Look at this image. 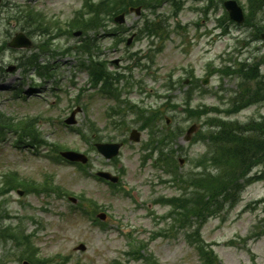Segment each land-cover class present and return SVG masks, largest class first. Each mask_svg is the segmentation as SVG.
<instances>
[{
    "label": "rangeland",
    "instance_id": "374dc122",
    "mask_svg": "<svg viewBox=\"0 0 264 264\" xmlns=\"http://www.w3.org/2000/svg\"><path fill=\"white\" fill-rule=\"evenodd\" d=\"M142 1L138 0V6L143 5ZM211 1L183 0L181 7L170 2L157 7L153 6L155 10L143 5L141 17L136 16V13L130 14L126 17V22H119L121 24L119 27L129 29L134 26L140 27L147 19L150 23L161 17V25H167L166 39L142 36L133 46L132 50L143 57L155 56L153 62L150 59L144 60V63L149 65L148 71L137 69L134 72L133 80L142 81V85H135L134 89L130 90V94L125 88L128 87L126 81L117 86L123 93V101H130L133 105L148 109V115L158 108L167 112L166 117L170 119V123L163 125L166 123L165 117V121L156 128L160 136L171 133V141L176 140L171 147L177 151V160L180 158L188 160L186 165L181 166L180 172L183 174L192 170V160L201 154L202 150L197 144L192 146V140L185 141L188 129L198 122L188 117L182 110L185 108L184 88L178 90V87L174 86L176 81L180 78L185 79L191 70L200 80L209 76V81L204 87L210 93L194 97L191 106L196 108L204 107V105H218L222 107L218 116L224 118L228 115L225 109L231 96L241 85H245L246 102L249 98L248 90L252 88V92L254 91V82L243 79L237 70L223 80V74L218 67L233 63L237 56L244 60L264 53V31H262L263 39H258L259 32L257 36H254L255 30L251 27H239L232 23L225 24V22L223 23L225 26L221 27L219 19L226 13L223 6L226 0H215L217 7L208 12ZM238 1L244 6L248 2V0ZM107 2L108 4L104 6L107 24L115 28L118 12L114 10L117 7V0H107ZM13 5H15L13 10L8 8L1 16L0 42H5L3 37L5 33L11 37L25 28L35 46L32 50L26 51L13 49L1 51L0 75L4 80L0 82V87L14 89L13 87L18 86L25 93L30 89L29 84L34 87L39 86L41 80L38 76L32 78L34 75H31L32 70L28 67L23 66L22 69H16L13 72L6 70L10 66L18 65L19 62L29 61L33 55L35 58L40 55L36 67L38 68L45 61L56 78L47 83L43 80V86L38 90L34 89L42 95L40 98L35 97L36 101H31L30 99L34 98L30 97L25 98L29 101L24 99L14 101V94H6L7 90L0 91V112L19 119H35L37 130L49 143L59 142L69 146L71 150L89 154L93 163L92 173L98 170L117 173V170L121 168H124L126 173L123 178V193H117L116 196L107 185L81 175L77 167L53 160L54 154L50 152L49 147L33 151L25 148L24 145H17L15 138L7 134L5 138L0 139V184L5 181L4 175L8 172H18L21 178L35 180L37 183L52 181L72 193L73 197L84 194L86 198L95 200L104 209L106 207L110 217L105 224L100 225L94 222L95 218L91 214L92 207L87 202H85L86 210L84 211L72 208L67 198L60 199L57 195L51 197L25 195L23 197L19 196L15 190L5 197L8 201L0 212L9 213L11 216L0 218V229L7 225L23 224L24 234L32 235L28 242L33 247H39L40 258L64 261L69 257L66 262L57 264H115L116 261L122 264H146L145 261L138 260L130 254L141 243L147 245L143 253L153 255L160 264H201L197 250L187 244L181 230H169L166 235L159 236L154 232L165 228L163 224H156L151 216L152 222L149 219H141L138 215L146 213L145 209L136 211L129 203L141 200L147 209L152 208L153 212L163 215L169 211V208L155 206L153 200L161 195L169 196L176 193L170 185L156 183L154 176L158 171L152 166L142 167L141 156L150 140L149 129L143 126L145 121L143 116H138L137 110L130 112L128 108H125L124 118L128 121L130 128L127 132H120V134L111 130L107 114L109 109L117 107L116 100L108 95L106 97L102 95L100 87L90 86L89 75L84 71L86 68H78L82 62L86 64L90 55L86 56L84 52L81 54L66 52V48L76 45L82 40V36H59V40L53 46L52 41L49 40V43L45 41L47 35L40 34L38 31L43 29L55 35L59 28L67 29L76 11L84 8V1L13 0ZM18 13L25 15V21L6 20L10 15L16 16ZM173 13H176L178 17ZM38 14H43V23ZM39 20L41 23L38 22ZM245 41L251 43L247 49L243 45ZM132 50L127 49L124 43L114 45L113 39L108 37L99 40L100 53L96 51L94 58L97 62L101 60L108 62L109 71L123 73V70L116 71L114 68L116 66L111 61L123 56L128 57ZM43 51L47 53L41 58ZM213 68H215L214 76H210L209 72ZM2 70L5 73L1 74ZM126 75L130 77L128 73ZM170 82L173 83V89L167 87ZM51 84L57 85H52L53 88L55 87L54 90H50ZM263 92L261 95L264 94ZM167 95L174 97V101L180 105V108H176L175 111L165 109L167 101L164 97ZM77 107L83 109L77 114V125L66 127L64 120ZM262 117H264V103L243 110L230 119L246 122ZM94 123L105 135V139L109 134L117 135L115 140L127 139L120 154V163L107 161L96 151L94 152L91 144H88L76 132L77 129L83 128L86 131L90 130V124L94 125ZM148 127L153 129L155 125ZM133 128L144 130L139 144L128 141L129 132ZM198 130L199 126L196 135H200ZM179 131L182 133L180 136L174 134ZM79 132L82 133L83 130ZM0 137L3 136L0 135ZM257 171L259 169L255 168L254 172ZM151 182L154 183L153 186ZM133 192L135 194L131 195L132 198H128ZM263 197L264 181L248 187L242 193L241 201L235 208L227 210L221 218L212 219L206 224L203 236L207 243L213 245L220 259L218 264H264V237L257 236L259 232L257 226L263 222L264 205L256 204ZM231 241L235 243L232 244ZM80 244L87 247L86 251L77 250ZM6 249L11 253H6ZM13 251H16V255L12 254ZM20 253L21 251L13 241L0 243V261L8 256L6 261L9 264H22L19 259L13 258V255L17 257Z\"/></svg>",
    "mask_w": 264,
    "mask_h": 264
},
{
    "label": "trees",
    "instance_id": "16d2710c",
    "mask_svg": "<svg viewBox=\"0 0 264 264\" xmlns=\"http://www.w3.org/2000/svg\"><path fill=\"white\" fill-rule=\"evenodd\" d=\"M159 2H162V0H154V3ZM101 7L97 6L91 11L90 18L92 21L101 20L103 14L100 11ZM247 9L249 12L246 24L257 30L259 35L262 34L264 25L260 27V24L264 22V0H249ZM263 63L264 57L256 60L250 67H245V65L241 67L242 78L254 82V91L252 92V88L248 90L249 98L245 102L247 90L243 86L239 104L232 107L230 113H237L251 104L264 101V94L261 95V92L264 91V76H261L259 72V66ZM196 113L197 115L203 114ZM9 120L0 117V127L14 129L12 121L9 122ZM206 124L212 127V129L208 130V134L209 136L211 135L213 146L217 147H213L211 157H217L214 165L221 167L223 174L220 171L217 176L209 175L212 177H210V187L207 185L210 196L208 200L203 198L204 207H202L201 201V208L198 210L201 216L206 213L210 206L217 205L220 197H222V202L227 199L235 202L240 189L243 187L240 179H244L255 165H264V118H254L247 123H225L220 119H209ZM213 126L215 129H213ZM25 131L29 132L28 129ZM201 138L206 140L208 135L203 132ZM207 162L209 161L205 159L202 164L205 165ZM0 235H2V232ZM215 260L218 259L212 252L208 254V264H213Z\"/></svg>",
    "mask_w": 264,
    "mask_h": 264
},
{
    "label": "water",
    "instance_id": "95a60500",
    "mask_svg": "<svg viewBox=\"0 0 264 264\" xmlns=\"http://www.w3.org/2000/svg\"><path fill=\"white\" fill-rule=\"evenodd\" d=\"M226 6L227 8L229 9L230 13H231V16L236 19L237 21H242L243 18L241 15V10L240 8L238 7L237 3L236 2H227L226 3ZM26 47H30V43L28 42L26 45ZM74 116H75V113H73L72 117L68 120V123H75L74 121ZM117 148V147H116ZM117 154V151H115L114 153H112V155H115ZM66 158L68 159H71V160H84V156L82 155H79V154H76V153H72V152H67V153H64L63 154Z\"/></svg>",
    "mask_w": 264,
    "mask_h": 264
}]
</instances>
